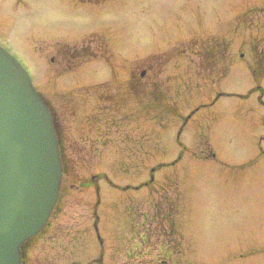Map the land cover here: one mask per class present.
Wrapping results in <instances>:
<instances>
[{"label": "rangeland", "instance_id": "obj_1", "mask_svg": "<svg viewBox=\"0 0 264 264\" xmlns=\"http://www.w3.org/2000/svg\"><path fill=\"white\" fill-rule=\"evenodd\" d=\"M85 7L0 0V44L56 105L69 145L47 234L59 252L86 244L96 211L98 229L112 235L128 201L162 198L197 200L210 255L264 244V0H108L87 15ZM89 43L99 54L82 67L73 56L67 71L47 60L52 44L77 54ZM72 90L88 96L61 108ZM195 218L182 212L186 235Z\"/></svg>", "mask_w": 264, "mask_h": 264}, {"label": "flooded vegetation", "instance_id": "obj_2", "mask_svg": "<svg viewBox=\"0 0 264 264\" xmlns=\"http://www.w3.org/2000/svg\"><path fill=\"white\" fill-rule=\"evenodd\" d=\"M72 1L79 6L91 8L92 6L97 7V4L102 1L105 3L108 0ZM87 7L84 8L86 15ZM53 45L50 47L51 54L47 60L49 59L48 61L51 63L66 62V65L62 64L61 66L63 71L69 70L67 67L69 64L67 63L70 61L71 56L74 57V61L79 62L77 66L82 67L83 63H86L84 60L86 57L92 60L99 54L97 53V46L93 43L81 47V52L78 49L77 54L73 49L67 50L62 44L57 47H53ZM101 55L110 57L112 54L102 53ZM124 57L131 60L133 55L125 54ZM50 68H48L47 72L49 76L51 75L49 71L53 75L54 72H57V69ZM146 73L144 70L140 76L144 78ZM128 77L132 78L133 76ZM53 86L52 79L51 89ZM85 86L83 85L81 88L86 90ZM96 88L99 89L100 86H96ZM96 88L95 90H97ZM127 89H129V92H133L132 85ZM74 94H77L74 90L67 93L68 101H64L65 104L61 105V108L63 106H71L75 100L88 96L86 92L78 93L76 97ZM45 101L52 111L64 164V157L68 154L67 148L69 145L63 143L55 111L56 105L51 99ZM58 108L60 109V107ZM108 109L111 108H107L105 113L99 116L100 119L98 120L111 116V112L108 113ZM104 131H107V129ZM259 163L262 165L263 161ZM63 182L64 173L62 184ZM142 185L144 186L145 184L143 183ZM183 201L185 200L180 198H162L157 203H149L147 201L145 204L128 201L125 206H128L130 211H128L125 220L119 225V228L117 229L116 227L112 232V235L104 234L98 229L101 215L96 211L93 224L95 234L93 236L89 235L85 245L82 243L83 246L73 248L72 251L65 243L60 248L62 251L59 252V248L54 244L55 236L52 233L47 236L48 232H50L48 229L52 213L43 230L20 245V264H264V244L256 239L252 243H238L228 246V249L223 251L224 254L221 258L217 255H210L211 251L202 244L199 238L201 234L198 230L200 225L197 220L199 203L196 199L192 200L191 203H183ZM99 205L100 203H98L97 207ZM123 212L125 215L127 208L123 209ZM182 212L185 215L189 213L191 216L196 217L192 221L194 228L191 233L185 229L187 235L183 232L186 226L184 225L183 227V224L186 223L183 222ZM114 215L117 216L116 214ZM189 240L192 245L187 246L186 244ZM205 253L208 257L204 256V258L202 255Z\"/></svg>", "mask_w": 264, "mask_h": 264}, {"label": "water", "instance_id": "obj_3", "mask_svg": "<svg viewBox=\"0 0 264 264\" xmlns=\"http://www.w3.org/2000/svg\"><path fill=\"white\" fill-rule=\"evenodd\" d=\"M62 175L52 112L0 45V264H20V245L47 224Z\"/></svg>", "mask_w": 264, "mask_h": 264}]
</instances>
